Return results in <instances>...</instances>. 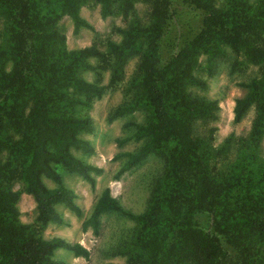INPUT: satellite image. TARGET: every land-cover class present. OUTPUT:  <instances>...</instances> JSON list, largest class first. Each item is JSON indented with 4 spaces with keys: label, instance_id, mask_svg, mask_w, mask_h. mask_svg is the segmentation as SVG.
<instances>
[{
    "label": "trees",
    "instance_id": "trees-1",
    "mask_svg": "<svg viewBox=\"0 0 264 264\" xmlns=\"http://www.w3.org/2000/svg\"><path fill=\"white\" fill-rule=\"evenodd\" d=\"M84 1L0 0L4 21L0 46V264H68L54 257L57 249L76 257L89 256L88 249L78 242L61 236L44 237L49 223L64 222L58 205L81 215L75 193L64 184L58 167L79 174L91 186L96 183L95 174L102 170L71 152L93 151V145L79 134L93 131L94 125L87 116L70 115L73 104L89 103L69 99L66 87L101 98L106 85L88 81L79 72L95 69L88 58H102L104 53L94 45L67 52L65 35L55 29L58 19L65 15L72 20L75 33L90 27L80 14ZM97 1L103 16L116 9L114 3L124 15L135 9L137 1L149 2L151 7L148 24L131 22L120 29L124 35L121 42H107L111 83L119 78L129 56L142 50L140 71L132 79L137 92L117 106L108 120L138 108L149 113L143 123H128L134 126L131 136L144 142L138 149L122 153L125 161L119 174L153 152L163 151L166 162L147 209L136 217V241L124 251L130 255L124 264H167V258L178 256L181 250L191 252L196 264H219V254L226 246L231 255L242 256L241 264H264L259 246L264 240V216L246 210V202L234 189L237 184L243 200L264 206V173L256 175L246 167L251 173L246 172L236 184L217 177L210 167L217 155L193 128L196 119L216 116V100L197 98L188 91L190 85H205L190 72L198 57L202 53L221 54V45L243 53L246 61L241 64L264 67V0L256 5H249L247 0H224L223 8L218 0ZM181 9L204 16L194 17L198 21L193 32L178 45L177 55L165 61L160 54L164 31L172 11ZM8 60L12 62L10 70L4 66ZM240 62L236 58L233 68ZM241 84L248 92L236 99L234 120L239 121L256 103L258 116L252 133L258 140L264 129V70L260 77ZM8 121L15 127L9 128ZM186 172L193 173L194 183L186 178ZM44 177L55 186H47ZM17 178L23 187L13 191L9 183ZM21 192L29 193L36 202V216L30 223L18 217L16 202ZM119 209V201L105 187L83 221V229L99 234L102 215ZM212 216L214 226L209 231L204 223ZM174 234L176 237H171Z\"/></svg>",
    "mask_w": 264,
    "mask_h": 264
},
{
    "label": "rangeland",
    "instance_id": "rangeland-1",
    "mask_svg": "<svg viewBox=\"0 0 264 264\" xmlns=\"http://www.w3.org/2000/svg\"><path fill=\"white\" fill-rule=\"evenodd\" d=\"M259 1L261 0H247V3L256 5ZM223 2L224 0H218L219 7L223 8ZM113 5L116 9H113L111 14L103 16L101 5L97 0H85L80 14L90 27H82L76 33L73 30L72 20L66 15L61 16L55 25V29L66 37L67 52L94 45L104 53L102 58L95 56L88 58V62L93 64L95 69L80 70L79 73L88 81L106 85V91L101 98L89 97L75 92L71 86L66 87V96L69 99L74 98L89 103V106L81 103L73 104L70 115L87 116L94 125L93 131L79 134L81 138L93 145V151L87 153L71 149V152L86 163L102 169L99 174H95L96 183L91 186L79 174L69 172L64 167H58L64 184L75 193V201L81 208V215H76L64 205H58V211L62 214L64 222L49 223L44 228V237L61 236L71 242L82 244L89 251L88 258H85L76 257L72 252L64 249H57L54 257L68 264H124L130 257L128 252L130 247L136 241L139 228L136 217L147 209L149 200L166 168L164 153L160 151L153 152L138 165L119 174L125 161L122 153L134 151L144 142V139L137 140L131 136L134 126H128V123H143L149 113L138 108L114 120H108L109 114L117 106L128 102L137 92V86L133 84L132 79L140 71L142 50L129 56L121 69L123 71L119 74V78L116 76L111 83L113 69L107 42H121L124 35L120 29L126 28L131 22H137L141 26L148 24L151 18V7L149 2L137 1L134 5L135 9L128 15H124L117 9L116 3ZM197 10L199 12L200 9ZM183 11L184 9L176 13L172 11L169 24L164 31L165 42L160 47V54L165 61L177 55L178 45L193 32V25L198 21L194 17L200 19L202 15L204 16L202 12ZM3 28L4 21L0 16V46L4 42ZM221 49L223 51L221 54L202 53L198 57L190 72L205 85H190L188 91L197 98L207 101L216 100L217 109L214 111L216 116L196 119L193 125L194 134L201 136L203 141L209 144L208 148L211 152L217 155L214 164L210 166L217 177L236 184L244 174H247L246 172H249L245 171L246 167L252 168L256 175L264 173V129L258 140L254 139L252 133L258 116L257 104L251 105L239 121L234 120L233 112L236 99L248 92V87L241 83H248L251 79L260 77L264 67L247 62H245L246 65L241 64L240 61H246L243 53H237L226 45H221ZM236 58L240 64L233 68V61ZM4 66L10 70L12 62L8 60ZM26 110L25 107L24 116ZM11 127H15V124L9 122V128ZM185 175L191 183H194L193 173L186 172ZM43 181L49 187L55 186V183L47 177H44ZM9 185L13 191L22 190L23 187L18 178L11 181ZM258 186L261 188L259 183ZM105 187H109L112 195L119 201L120 209L103 214L99 234H95L91 228L83 229L82 224L91 214L99 194ZM235 188L238 198L246 202L244 206L246 210L255 215L264 216V206L243 200L240 197L241 187L236 184ZM16 207L21 222L33 221L37 209L32 195L21 192ZM207 219L208 221L204 224L206 229L211 231L214 226L213 216ZM171 237L175 238L176 235ZM259 246L264 252V240L260 241ZM125 250H128L127 253L124 252ZM178 254V256L168 257L167 264H196L191 252L181 250ZM219 259V264H241L242 262V256L236 253L231 255L228 246L223 253L219 254Z\"/></svg>",
    "mask_w": 264,
    "mask_h": 264
}]
</instances>
